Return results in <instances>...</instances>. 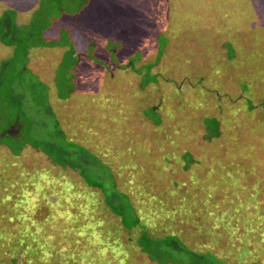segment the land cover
Returning a JSON list of instances; mask_svg holds the SVG:
<instances>
[{
  "label": "rangeland",
  "instance_id": "rangeland-1",
  "mask_svg": "<svg viewBox=\"0 0 264 264\" xmlns=\"http://www.w3.org/2000/svg\"><path fill=\"white\" fill-rule=\"evenodd\" d=\"M9 11L20 28L15 45L3 37L12 47L0 41V133L18 114L21 126L19 136L0 140V264H196L216 248L232 264H264L263 252L244 259L254 258L247 237H263L255 216L264 215V0H0V17ZM30 58L48 62L42 74L25 66ZM219 126L221 138L212 139ZM149 140L165 152L155 156L163 165L156 170L145 166ZM25 145L31 148L20 151ZM63 148L64 160L89 176L103 171L101 162L131 163L133 178L144 181L163 172L169 157L179 169L190 162L185 153L198 162L136 189L164 191L148 212L119 195L114 208L125 212L118 219L100 209L79 174L52 169L50 158L59 160ZM165 174L204 178L208 191L229 197L226 207L258 206L255 216L234 217L238 240L212 246V226H204L216 216L202 212L200 221L171 204L183 190ZM61 176L68 180L57 189ZM248 189L255 191L243 196ZM55 191L58 204L41 201ZM135 216L147 231L133 226ZM131 231L132 240L122 237Z\"/></svg>",
  "mask_w": 264,
  "mask_h": 264
},
{
  "label": "trees",
  "instance_id": "trees-1",
  "mask_svg": "<svg viewBox=\"0 0 264 264\" xmlns=\"http://www.w3.org/2000/svg\"><path fill=\"white\" fill-rule=\"evenodd\" d=\"M58 2H62V0H58ZM60 6L61 5L58 3V8ZM61 13H64V11L61 10L60 14ZM16 18H17V16L14 15L12 13V11L5 12L0 17V33L3 34L2 36L0 35V41H1V43L5 44L6 46H9V47H12V44H11L12 42L5 41L3 39V37L4 36H8V35L11 36L13 38V42H14V45H15V43H16L18 37H19V35H18L19 31L17 29L20 28V27H18L17 24H15ZM1 22L3 24H1ZM43 30H46V29L43 28L42 31ZM16 35H18V36H16ZM71 43H72V45H74L73 42H71ZM27 51H28V49L23 50L21 54L25 57ZM26 68L23 66V69H20V70H18L16 72L17 75L22 76L23 73H25L27 71V70H25ZM28 72H30L33 75V72H31L29 69H28ZM18 82L19 81H17L15 84H17ZM18 85H19V83H18ZM24 99H25L24 96H21V99H20L21 102ZM261 103L262 104H260V105H262V110L260 112V115H258L259 117L264 115V101L262 100ZM49 109H47V110H49ZM23 110L24 109H21L20 111H23ZM47 110H46V112L43 115H47ZM20 111H19V113H23V112H20ZM24 114H25V111H24ZM18 115L15 116V120L10 121L11 124H10V127L8 128L9 130L7 129L6 131L0 133V140H3L7 136L14 137V138L19 136V130H20V126L21 125L19 126V124H18L19 122H17L19 120ZM152 123L154 124L153 126L156 129L158 128V126L159 127L161 126L160 123H157V124L155 122H152ZM220 126L216 127V129H214V131L216 132V135L211 136L212 139L221 138L223 133L221 131ZM15 129H16L15 134H13V135L9 134L8 131H10V130L13 131ZM154 130L155 129L153 128L152 131H154ZM208 131H209V129L207 127L206 132H208ZM147 136H148V130H147ZM211 137H209L208 139H210ZM194 141L195 140L190 139V143H194ZM158 145H160V144H158ZM39 147L40 146H37L35 149L39 150ZM147 147H148V149H147L146 157H147V162L148 163L146 162V164H145V166L148 164L146 166L147 169L149 168L150 170L151 169H155L156 170L157 168H159L161 166L163 167V165L157 164V163L154 164L153 162H154L155 156H158L159 154H165V152L162 151V153H159V151H155L154 150L155 149L154 143L152 144L151 140H149V144L147 145ZM28 148L30 149L31 147L29 145H25V147L20 149V151L23 150V149L27 150ZM32 149H34V148H32ZM58 152L61 155L59 160L58 159H54L53 160L52 158H50L49 163H51L52 169L53 170H57V171L61 170L63 172H67V173L71 172L72 175H75V176L76 175L78 176V174H79L81 177L80 178L78 177V178L81 179L82 187L87 188L88 190L94 192L96 194L98 204L99 205L103 204V207H101L100 209L102 210V209L106 208L108 210H113V212L115 210L118 215H116V214H114V215L116 217H118V219H121V218L124 219L123 210L125 212V209L123 207H120L119 210H116L114 208V205H115L114 202L117 199V197H119V195L128 196L127 198L129 199V205L132 203L134 206L137 207V209H138V207H140V208L146 207V210H143V211H147L148 212V211H150V208L152 207V203L153 202L155 203V201L157 200L156 196H162L164 191H163V193H161V190L160 191L158 190V193H156L155 191H151V192L150 191H146V190L145 191H137L136 189L148 188L149 185L146 182L153 181L154 178L157 175H161V174H163V172H166L167 170H171V169L173 171L179 170L180 171V176H181V174L187 173L188 170H192L190 167L195 165L198 162V161H195V162L193 161L194 157H193L192 154L185 153V154H187L189 156L190 162L188 163V166L184 167L185 166L184 165L181 169H179L177 164L173 165L171 163V162H173V160L171 159V157H169L168 160L163 162V164L165 166L164 169H163V172H161V173H157V172L152 173L144 181V180L133 178L131 163L125 164L124 166L118 168V167H116L117 164H114L112 162H109V163L101 162V163L98 164V167L102 168L103 171L101 170L100 173L94 172V173H92V175L89 176V175L81 172L80 165H78V168H77L76 164H72L69 161L64 160L65 156L67 155L66 151H65V148L59 149ZM224 153L225 154H229L227 151H224ZM31 156H26V163L28 164L27 169H29L31 167V165L34 164V159L31 158ZM140 161H141V158H139L136 163H138L140 165L141 164V163H139ZM72 170H74V171H72ZM119 170H124L125 171L126 177L124 178L123 181L120 180L119 174H116V172H118ZM164 176L170 178L172 181H178V182L181 183L180 188H177L176 192H178L179 189L183 190L180 193H176V195H174V199L169 198L171 200V204H173V203L174 204H176V203L183 204L184 206H186L187 211L188 212L189 211L192 212L193 215H195V218H197V220H200V221H201V218L203 216L202 212L210 211L209 212L210 213V217H213V216L215 217L216 216L215 217L216 222H214L212 225L206 223L205 226H204V227H206V226L207 227H211L212 226V228H211L212 232H210L211 233L210 237H211V245L212 246L213 245H215V246L217 245V247L221 248V246H222V242L221 241L224 239V249H226L227 247H229V240L232 241L233 243L235 241H237L238 240L237 237H238L239 230H237L238 226H236V222L234 221V217L243 216V218H247L248 219L247 212L253 213L254 209H256L258 207V206L256 208L254 207L253 210L250 207H246V209L248 210L247 212L245 210H243V209L234 210L230 206L226 207V205L230 202L229 197L228 196L218 197L219 193H220L218 191V188H217V191L215 189L216 192L208 191L207 187H206V181L204 180V178L201 181H199L197 183H194V177L193 178L188 177V178H184L182 180H175L172 177H169V175L167 176L165 174ZM180 176H178V177H180ZM199 179H201V178H199ZM67 180L68 179L66 177L61 176L58 179L57 183H56L59 186H55V185L54 186L57 189H59V188H61L63 186L61 181H67ZM133 180H134V185L135 186H133ZM20 181L22 183L23 174L21 175ZM150 184L152 185V182ZM28 185L32 189V187H33L32 184L29 183ZM234 185L236 186L237 184H234ZM36 188H39V187L35 185V190H36ZM67 188L70 189V187H67ZM252 191H255V190L252 189ZM252 191L249 192V189H248V191L243 196H246V195L249 196ZM38 192L40 193L41 191L38 190ZM220 194L222 195V193H220ZM35 195H36V191H35ZM57 195H61V193L58 192V191H55L52 194L47 193L46 195L45 194L42 195V196L40 195V197H41V201H43L44 203H46V201H48L49 205H52V204L56 205V204H58V202L61 201V199L58 200L55 197ZM28 197H32V196H28ZM263 198H260V200L263 199ZM91 202H92V200H91ZM259 204H260V202H259ZM134 206H132V207H134ZM19 207H20V211L23 212L22 209H24V206L19 204ZM98 207L99 206H97V208ZM261 208H264L263 205H262ZM100 209H99V211H100ZM139 213H140V211H139ZM253 214L255 216V213H253ZM245 222H246L245 224L247 225V228H245L244 234H246V232L248 230V220H246ZM139 223H141V227L143 228L142 231L143 232L147 231L146 228L142 225V222L140 221L138 216H135L133 226L136 227L135 225H138ZM255 224L256 225L259 224V226H258L259 227L258 234L263 235V237L258 238L259 240L257 241V240L251 239V237H253V236L250 235V238H248L247 235H246V237L248 239V244L250 245L249 250H251V252L253 254V257H254L251 260H248V258L244 257V259L246 261H253L258 255H263L261 252L264 253V215L263 216L259 215L258 217L255 216ZM255 224H254V227L256 226ZM223 227H224V230H223ZM136 228H134L133 231H135ZM214 230H217L218 232L214 233ZM133 231H131L132 233L130 232L129 235H127V233L122 235V237L123 238L127 237V238H129V240H132L133 238H135V235H134L135 233ZM142 231H140V232H141L143 237H147L149 235L148 233L143 234ZM39 233L40 232L37 231L36 235H39ZM146 234H148V235L146 236ZM91 235L93 236L92 233H91ZM195 236H196V233H195ZM201 237L203 238V235ZM208 240L210 241L209 238H208ZM195 243L197 244L198 242H195ZM233 243H232V245H233ZM142 251H143L142 253H145L147 251L151 252L152 251V243L151 244H147V246H145V248ZM217 251H218L217 248H216V250H213L215 255H212L210 260L206 259L203 255L197 256V259L198 258H200V259L197 260V262H195V263L196 264H226V263L232 264L228 260L226 255H222V252L218 253ZM242 251H244V250H242ZM189 252H190V255H192L194 251H190L189 250ZM239 258H241V256H239ZM237 259H238V257H237ZM263 262H264V260H263ZM236 263H238V261Z\"/></svg>",
  "mask_w": 264,
  "mask_h": 264
},
{
  "label": "crops",
  "instance_id": "crops-1",
  "mask_svg": "<svg viewBox=\"0 0 264 264\" xmlns=\"http://www.w3.org/2000/svg\"><path fill=\"white\" fill-rule=\"evenodd\" d=\"M48 64V62H46V61H42V60H34L33 58H30L29 59V61L26 63V66L29 68V67H31V70L34 72V73H40V74H42L43 73V68H45L46 67V65ZM77 64H75V66H76ZM250 191H252V189H250L249 190V192ZM255 207V206H254ZM254 207L253 206H251L250 208L253 210L254 209ZM243 210H245L246 212L248 211L247 209H246V206H244L243 208H242Z\"/></svg>",
  "mask_w": 264,
  "mask_h": 264
}]
</instances>
